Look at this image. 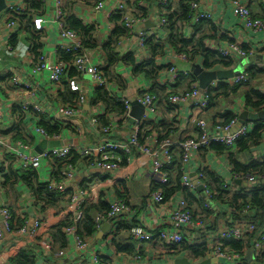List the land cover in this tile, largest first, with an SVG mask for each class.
Masks as SVG:
<instances>
[{"label": "crops", "instance_id": "obj_1", "mask_svg": "<svg viewBox=\"0 0 264 264\" xmlns=\"http://www.w3.org/2000/svg\"><path fill=\"white\" fill-rule=\"evenodd\" d=\"M160 1H140L142 7H149L150 9L147 17L149 18V22L137 26L136 32L131 39L122 41L120 48H118L121 55L135 53L139 62L146 60L150 56L148 50L140 47L138 34L145 32L148 34V37L156 34L155 25L160 9ZM181 1L170 0L173 12L180 9L182 5ZM231 1L199 0L200 11L209 13L210 19L202 23L196 37L204 38L206 47L211 51L219 52L220 49L228 48L230 44H238L243 49L254 51L255 57H260V59L255 63L246 65L241 74L247 73L252 67L256 73L254 77H251V82L248 86H243L237 94L221 101L217 109L195 111L190 103L183 105L179 109L174 108L172 105L169 108L160 104L158 114L152 116V120L156 124L164 122L165 124L173 125L176 129V137L193 138L198 134V127L193 122L194 118L213 123L214 116L218 117L220 121L226 117H234V119L240 122L242 115L246 112L250 114V119L252 120V115L264 111V109L260 111L253 110L248 108L246 104V94L249 91L255 90L264 95V32L255 33L246 29L240 20L234 16ZM240 1L250 9L254 18L264 20V0ZM116 3V0H108L107 9L109 11L113 10ZM64 6L69 15L76 16L86 26L97 27V40L100 45L106 43L110 33L114 30V26L110 25L105 13L95 10V3L84 0H65ZM6 16H9L6 12L0 14V29L2 31V36L0 37V140L4 142L20 141L14 139V133L16 130H20L26 142L29 143L30 154L33 156L52 149L50 148V142L53 141H47L35 132V129L39 128L38 123L41 114L51 119L53 123L64 125L63 128L65 129L59 135V139L56 140L60 143V147L82 149L94 148L100 145L106 138L102 135L101 128L92 125L91 119L103 115L105 108L103 106L92 108L89 105V101L94 96L96 89L89 76L75 77L81 83L83 92L88 97V102L82 106L83 114L72 121L63 120L59 115V109L65 106L58 99L59 93L64 90L63 84L60 87L51 85L48 80V71L34 78L30 76L31 69L36 64L37 59L43 54L50 65L61 61L57 55V49L62 45L58 30L53 26H49L45 33L40 36L39 44L35 45L32 35L21 29L18 22V27L14 29L11 38H9L10 35L5 30V24L8 21L6 20ZM40 44L43 48L39 53L36 50V46ZM37 53H39V56H37ZM90 53L96 62L102 64L104 67L107 65L103 59L101 48L96 49V51H90ZM177 56L175 52L168 50L167 55L163 59L157 60V64L161 67L175 66L179 61ZM230 59L235 61L234 67L229 69L222 67L214 71H235L238 69L240 62L245 60L240 57ZM194 64L203 67L201 60H198ZM115 72L122 77V81L127 85L125 90L120 89L116 84L114 85L117 88L113 86L117 90L114 91L119 92L124 99L136 101L145 93L149 94L152 84L146 79L145 75L135 76L131 68L122 64L118 65ZM16 75L25 76L34 84V96L29 98L32 104L41 107L40 112L34 110L23 112L21 110L19 103H23L26 100V93L15 88L12 84V77ZM87 77L91 81H87ZM230 80L216 82L210 87L217 88L221 83H228ZM228 85L231 84L228 83ZM196 86L200 88L199 83ZM182 89L184 88L182 87ZM122 118L113 114L110 116V120L115 119L118 121V127L114 131V135L110 137V140L118 143H126L136 127L135 124L129 122L131 117L129 120ZM251 120L244 126L247 127L249 136L253 140L255 132L260 130L258 128L261 127V130L257 134L258 140L254 141V144L245 151H241V149L237 150V147H235L231 151L224 152L221 155L212 150L200 155H194L192 161L187 166L192 172L191 178L193 181L196 180L197 174L204 170L206 173L214 175L222 184H225L233 173V162L238 163L242 167H248L251 164L262 165L264 163V121L252 122ZM3 154H6L5 151H3ZM174 157V162L176 159L177 163L178 161L180 162L181 152L177 147L174 149ZM6 158L9 159L11 157L7 156ZM72 159H75L76 162L74 166V178L71 181L70 187L71 193L78 190L84 191L86 203L99 205V203L103 202L108 204L109 208L115 202L127 200L131 212L123 213L111 220L104 221L98 227L96 235L87 240L88 245L86 249L77 250L74 238L67 235L65 249H61L60 245L58 246L55 243L53 252L47 254L42 251L39 243L47 234H52L53 229L62 223L67 215L71 213L69 212V210L72 211L70 196L66 194L68 195L66 198L70 202L68 204H61L59 208L44 207L43 204L36 201L32 192L24 184L18 185L15 192L3 189L1 186L3 175L0 172V203L6 205L18 218H22L24 224L26 221L32 224L35 221H40L41 223V228L34 238L29 234L7 235V239L0 246V264H17L14 261L23 252L34 257L37 262L36 264H132L133 257L139 251L141 252L144 264H175L177 260L181 259H188L192 264H199L214 259L218 260L211 253L203 261L191 259L186 252H177L182 247H177L180 250L176 251V247H174L176 244L155 241L140 245L132 240V230L130 231L129 227L135 224L144 227L148 232H155L160 229H171L173 231L168 217L177 200L184 199V196L179 194L170 200H166L163 205L152 203L150 199L151 194L160 185L155 182L151 165L146 158L136 156L131 163H127L126 161L122 170L105 173L94 168L88 159H83L80 156L76 157L74 154ZM37 173L40 184L47 185L49 181H57L58 179V170L53 161L44 162L42 168ZM203 184L206 187L208 186L209 182L207 179L203 180ZM248 187L249 185L246 181L237 182L236 186L229 190V193L235 194L243 190L246 191ZM200 194L201 192L199 191L195 192V196L201 201L202 194ZM191 209L196 219L203 220L211 229L205 235L207 241L215 239L217 243H221L225 241L222 238H217L221 232L245 222V219L241 222L237 220L239 212H236L237 209L230 200L225 202L215 201L213 215H205L203 204L200 203H196ZM72 218H75L74 214H72ZM256 220L259 226L258 229L264 231V214H257ZM109 221H112L110 231L99 235L102 226ZM182 233L185 234V240L189 243H193L196 240V233L189 231H183ZM255 240L256 235L251 244L239 254L240 260H218L215 264H264V255L254 248ZM226 250L228 253L230 252V250Z\"/></svg>", "mask_w": 264, "mask_h": 264}, {"label": "built area", "instance_id": "obj_2", "mask_svg": "<svg viewBox=\"0 0 264 264\" xmlns=\"http://www.w3.org/2000/svg\"><path fill=\"white\" fill-rule=\"evenodd\" d=\"M6 2L5 30L11 38V34L14 29L18 27V23L14 20H9L12 15H26L31 14V0H4ZM43 3V14L32 16V23L34 32L39 35H43L49 26H53L58 30L59 39L62 43L60 48L57 49V55L60 51L67 52L73 55L74 59L71 63L64 61H58L50 65L45 55H41L34 67L31 69L30 76L32 78L44 73L49 72L48 80L51 85L60 87L63 84V80L68 79L70 68H73L79 76H89L95 88H103L107 90L111 96L120 102H122L126 109V116L122 119L130 118L132 111V105L135 101L124 99L119 92H115L113 84L107 82L104 74L102 73V64L95 61V58L90 51L85 47L82 37L78 32L72 30L67 23V13L65 11V0H41ZM92 1L95 3V10L100 13H105L107 19H110L113 13H120L123 18L124 25L129 32V36L126 38L128 41L135 34V29L139 25H143L149 22V18H142L136 15V8L134 3L137 0H116L117 3L113 10L107 9L108 0H84ZM231 8L234 16L240 20L242 25L255 33L264 32V20L256 19L253 17L250 9L242 3L240 0H232ZM170 4V0H161L159 2L158 18L156 20L155 32L160 35L164 32L167 26V6ZM142 3H139L141 6ZM142 7V6H141ZM192 22L191 25H196L201 21L209 20L210 15L206 12L200 11V3L193 2L191 4ZM2 12V13H3ZM10 17V18H9ZM148 34L141 32L138 34V42L142 49L145 48V43ZM125 40V39H124ZM123 40V41H124ZM122 42H120L121 45ZM119 45V48H120ZM13 50V49H11ZM220 55L225 59L234 57H240L241 59H247L249 57H255L254 51H248L243 49L238 44H230L228 48L220 49ZM178 60L184 63H190L189 58L185 55H178ZM181 73L175 66L168 67L160 75L162 77V83L168 87H175L178 85L182 78ZM188 75V74H185ZM72 92L81 94L79 105L73 107L65 105L59 109L60 118L63 120L72 121L77 119L83 114L82 106L88 102V97L84 94L81 83L74 77L67 80ZM249 82V75L242 73L240 76H236L228 83L231 85L247 84ZM12 84L15 88L20 89L26 93L25 101L19 103L24 112L34 110L36 112L41 111V107L32 104L30 102L31 96H34V84L29 81L25 76L16 75L12 77ZM117 91V90H116ZM171 93V92H170ZM209 88L202 90L195 86L190 92H178L172 93L169 102L172 106L179 109L183 105L191 104V107L195 111L205 110L210 105ZM145 110V114L135 122V130L129 137L126 143H118L110 140V137L114 135V131L118 127V121L111 119V124L108 127H103L99 119L94 117L91 119L93 126L101 128V133L104 135L102 143L94 148H74V147H60L52 148L44 151L41 155L33 156L30 154V146L23 141L16 142H4L0 140V170L7 169L10 165L7 156L11 157L15 161V167L17 169L35 170L39 171L42 165L46 161H52L53 159L62 161H71L73 154H78L83 159H88L92 162L94 168L102 172H114L122 170V163L124 161L131 163L136 157H144L151 165L152 175L159 185H167L172 179V170L174 164V149L177 147L181 152V169L182 174L181 182L185 189L190 192H198L199 188H203L201 192L204 199V207L206 211H212L215 202V195L207 189L203 184L205 179L204 170L197 174L196 180L191 178V171L187 167L192 161L194 155L203 154L204 150H209L212 145H221L227 148H235L236 143L246 137L249 134L247 127L243 126L239 130L235 131L237 119H233L230 124L214 125L206 120L194 118L193 122L198 127V134L193 138H181L174 135L170 138L160 139L157 134H153L146 138L142 143L140 140L142 128L152 120V116L158 114L159 101L155 96L151 94H144L142 97L136 100ZM99 107V106H98ZM35 132L43 137L47 141H56L59 136H50L43 128L35 129ZM108 139V140H107ZM5 151V155L3 154ZM74 167L67 165V167L61 172L60 181H49L47 183L49 190L52 192L66 195L70 192L71 181L74 178ZM1 172V171H0ZM246 181L249 186L258 185L264 182V176L259 178L253 176H241L239 174H231L227 179L225 188L230 190L236 186L237 182ZM152 203L163 205L166 202L164 193L162 191H154L150 197ZM71 210L75 215L74 222H79L83 217V208L86 203L85 192L78 190L71 193ZM130 205L124 201H118L110 206V211L104 216L98 215L96 218V224L98 227L106 220H111L116 216L123 213H130ZM241 216L246 220L244 223H240L237 226L229 228L221 232L217 238L222 240H244L248 235H256L254 248L264 255V231L258 229V224L254 221L255 212L253 208L246 207ZM169 224L171 229H160L155 232H148L144 227L138 226L132 229V240L138 244L160 241L162 243L181 244L185 241V234L183 231H189L192 233H198L204 231L207 224L201 220L196 219L193 212L190 210L188 203L185 199L177 200L176 205L172 209L169 217ZM41 228L40 221H35L33 224L26 221L21 229L18 231L12 230V216L9 208L6 205L0 203V246L7 239L8 236L29 234L34 238ZM66 234L73 237L76 242L77 250L86 249L88 243L83 240L78 234V228L75 224L66 230ZM55 239L51 234H47L46 237L40 241L39 245L43 252L51 254L54 250ZM211 255L218 260L224 261H238L240 260L239 254H230L220 243H217L215 239L207 241ZM132 264H144L139 251L132 260Z\"/></svg>", "mask_w": 264, "mask_h": 264}, {"label": "trees", "instance_id": "obj_3", "mask_svg": "<svg viewBox=\"0 0 264 264\" xmlns=\"http://www.w3.org/2000/svg\"><path fill=\"white\" fill-rule=\"evenodd\" d=\"M140 1L141 0H137L134 3V7L136 8V15L138 17L147 18L150 13V9L149 7L144 8L139 6ZM193 2H199V0H182V5L180 6V9L175 10V12H173V8L170 4L167 6L168 23L164 30V33H162L161 35H157L156 33L150 37H147L145 49L148 50L150 56L142 62H139L137 60L135 53L121 55L119 52L118 48L120 42H122L129 36V32L124 25L123 18L120 13L113 14L109 19V23L110 25L114 26V30L110 33L106 43L100 45L99 41L97 40V27L86 26L83 21L78 19L76 16L69 15L67 13L66 8L65 11L67 13V23L69 27L79 33V35L83 39L85 47L89 51H96V49L101 48L103 59L107 64L105 67L102 66L101 69L108 83L113 84L115 88H117L116 86L123 90L127 88L125 82L122 81V77L117 75L115 72L118 65L122 64L128 68H131L132 73L135 76L145 75L146 79L152 84L149 94L155 96L158 99L159 105L161 104L171 108L169 99L172 93H178L183 90L186 92H190L198 84V80L191 74H183L177 86L168 87L163 85L162 77L160 75L165 71V69H167L168 67H173L174 65L161 67L158 66L157 60L163 59L167 55L168 50H172L176 53V55L185 54L189 58L190 63L192 64L197 63L198 60H201L203 63V68L206 71H214L222 67L229 69L234 67L235 64V61H233L232 59H225L220 55L219 52L209 50L206 47V44L204 43V38L196 37L199 28L201 27L204 21H201L196 25H191L193 24V13L191 11V4ZM30 4L32 10L31 14H15L11 16L10 20L18 22L21 29L25 30L27 33L32 35L33 42L36 45L39 44L38 42L40 40L41 35L36 34L34 32L32 16L33 14H43V3L41 0H31ZM190 31L191 33L189 34ZM42 48L43 46L41 44L36 46V50L39 53L42 51ZM39 53H37V56H39ZM58 58L66 63H71L74 59L73 55L64 51H60L58 53ZM255 73L256 71H254L253 67L248 70L247 74L249 75V82L247 84L228 85V83L224 82L221 83L217 88L210 87V105L204 111H209L215 108L217 109L221 101L226 100L232 95L237 94V92H239V90L243 86H248L251 82V77H254ZM77 76H79L77 72L73 68H70L68 79ZM68 79L65 78L63 80L64 90L59 93L58 99L63 105L77 107L79 105V100L82 95L71 91L67 82ZM114 84H116V86ZM182 87L184 89H182ZM246 104L248 108H251L253 110H263L264 95L259 93L258 91L251 90L246 94ZM89 105L92 108L97 106H103L105 108V113L98 117L99 122L103 127H108L111 124L110 116L112 114L119 117H125L127 113L125 105L122 102L115 100L111 96V94L103 88L95 89L94 96L90 99ZM233 119L234 117H226L224 120L220 121L218 120V117L214 116L213 124L218 125L221 123L222 125H228ZM38 126L40 128H43L46 133L50 136H59L62 134L63 129H65L63 128V124L53 123L51 119L41 114ZM258 129L261 130V127ZM142 130L143 131L140 135V140L142 143L145 142L147 137L153 134H157L160 139H165L173 137L176 133V129L173 127V125L165 124L164 122H159L158 124H156L155 121H151L147 125H144ZM258 131H256L254 134V140L249 136V134L246 137L240 139L236 143L237 150H248L250 146L254 144V141L258 140ZM14 139L26 142V139L23 137L22 132L20 130H16V132L14 133ZM211 150L221 155L224 152L231 151V148L229 149L225 146L214 144L210 147L209 150H204L203 153L209 152ZM74 155H76V157L79 156L77 154ZM8 160L10 162L9 167L6 170H0L3 175V182L1 183L3 189L15 192L18 185L24 184L32 192L36 201L43 204L44 207L59 208L61 204H68L70 202L66 197L68 195L70 196L71 192L67 193L68 195L52 192L51 190H49L48 185L40 184L39 175L35 170L27 171L24 169H17L15 167L14 159L9 158ZM52 161L56 165L58 170L57 181H60L62 179L61 172L67 167V165L70 164L74 167L76 162L75 159H72L68 162L57 159H53ZM176 161L173 164L174 171L172 172V179L170 183L167 185H160L156 187L154 191H162L166 200H170L172 197L182 194L184 196V199L187 201L191 211V207L196 205V203H200L203 204L205 215H213V210H205L204 199L202 198V196L200 201L195 196L194 192H190L189 190L183 187L181 182L182 174L180 172L182 166L181 160L180 162L178 161V163ZM90 163L92 164L91 161ZM122 166H125V161L124 163H122ZM233 168L234 169L232 174H239L245 177L255 176L259 178L260 176L262 177L264 175V163L262 165L251 164L248 167H242L238 163L233 162ZM204 176L205 179H207V181L209 182L207 189L209 190L210 188L212 193L215 195V201L225 202L230 200L232 204H234L235 208L237 209L236 212H239V217H237V220H240L239 222L245 219L242 218L240 215L242 214L241 212H243L242 210L248 206L253 208L255 216L257 214H264V182L258 185H251L246 191L243 190L242 192L231 194L229 193V190L225 188L224 183L222 184V182L218 180L214 175L206 173L204 171ZM124 202L128 204L127 200H124ZM109 211L110 208L106 203L101 202L99 203V205L94 203H86L82 210L83 217L79 222L75 223L74 219L72 218V214H68L66 219L62 223L57 225L52 231L51 235L54 237L56 245H60L61 249H65L67 245L66 230L70 227H73L75 224L78 228V234L81 238H83V240L87 241L93 238L99 229L96 224L97 216L99 214H103L104 216H106ZM10 212L12 216V230L18 231L23 227V219L20 217L18 218V216L15 215L12 210H10ZM244 221L250 220L245 219ZM254 221L257 222L256 218H254ZM138 226L140 225L135 224L129 227V230L131 231L133 228ZM210 231L211 229L208 227L207 224V227L204 231H200L197 233L196 240L193 243H189L185 240L181 244L174 245V247H176L175 250H180L177 248L180 246L182 248L180 251L177 252H186L191 259L203 261L208 257V254H210L209 247L207 246V240L205 238L206 233L208 234ZM254 236V234L248 235L246 237V240L244 239L240 241L229 239L221 242L220 244L223 246L224 249L230 250L231 253L240 254L251 244ZM14 262L17 264L37 263L34 257L25 252L21 253L18 259H16Z\"/></svg>", "mask_w": 264, "mask_h": 264}, {"label": "water", "instance_id": "obj_4", "mask_svg": "<svg viewBox=\"0 0 264 264\" xmlns=\"http://www.w3.org/2000/svg\"><path fill=\"white\" fill-rule=\"evenodd\" d=\"M5 9H6V2L4 0H0V14ZM1 36H2V31L0 29V37ZM258 59H260V57H249L245 60H242L240 62L238 69L235 71L232 70V71L209 72V71H206L201 65L194 64V63L193 64L184 63L181 61H178L175 67L183 74H191L194 77H196L198 80L200 89L205 90L216 82L228 81L234 78L235 76H240L241 72L244 70L246 65L255 63ZM141 107L142 106L137 101L133 103L132 111L130 113L131 118L129 120L131 124H135L136 120H139L145 114V110H143L144 108H141ZM250 120H251L250 114L247 112L244 113V115H242L240 119V122L237 124L234 132L242 128ZM251 121L252 122L262 121L263 122L264 121V111L257 113L255 115H252ZM59 144L60 143H58L57 141L50 142V148L60 147L61 145ZM37 155H41V154H37ZM37 155H34V156H37ZM202 191H203V188H199V192H202ZM111 227H112V221L107 222L105 225L102 226L99 235H103L109 232ZM216 262H218V260L214 259V260L204 261L199 264H215ZM175 264H192V263L188 259H181V260H177Z\"/></svg>", "mask_w": 264, "mask_h": 264}, {"label": "rangeland", "instance_id": "obj_5", "mask_svg": "<svg viewBox=\"0 0 264 264\" xmlns=\"http://www.w3.org/2000/svg\"><path fill=\"white\" fill-rule=\"evenodd\" d=\"M87 81H91V79L89 77L86 78Z\"/></svg>", "mask_w": 264, "mask_h": 264}]
</instances>
